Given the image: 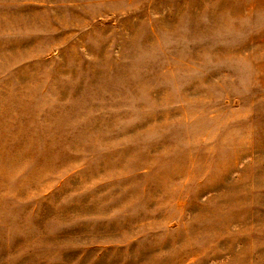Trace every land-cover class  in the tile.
Instances as JSON below:
<instances>
[{
  "label": "rangeland",
  "instance_id": "374dc122",
  "mask_svg": "<svg viewBox=\"0 0 264 264\" xmlns=\"http://www.w3.org/2000/svg\"><path fill=\"white\" fill-rule=\"evenodd\" d=\"M0 264H264V0H0Z\"/></svg>",
  "mask_w": 264,
  "mask_h": 264
}]
</instances>
